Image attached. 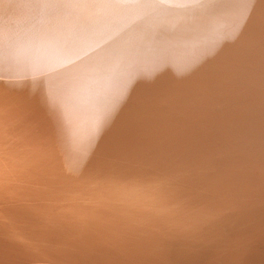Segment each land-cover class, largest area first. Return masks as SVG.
Wrapping results in <instances>:
<instances>
[{
	"label": "bare ground",
	"instance_id": "obj_1",
	"mask_svg": "<svg viewBox=\"0 0 264 264\" xmlns=\"http://www.w3.org/2000/svg\"><path fill=\"white\" fill-rule=\"evenodd\" d=\"M0 264H264V0H0Z\"/></svg>",
	"mask_w": 264,
	"mask_h": 264
},
{
	"label": "water",
	"instance_id": "obj_2",
	"mask_svg": "<svg viewBox=\"0 0 264 264\" xmlns=\"http://www.w3.org/2000/svg\"><path fill=\"white\" fill-rule=\"evenodd\" d=\"M131 81L132 82H130V84L128 85L127 92H126V94L122 100H124L125 103H130L132 105L136 104V106L138 105L142 109L148 110L150 112V108H152V106H151L149 100H146L144 98L143 94H141V87L142 86L144 87L145 84L144 83L143 84H137L133 80H131ZM129 88H130V92L128 90ZM152 102H153L152 104L154 105L155 102L154 101H152Z\"/></svg>",
	"mask_w": 264,
	"mask_h": 264
}]
</instances>
